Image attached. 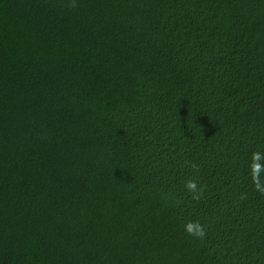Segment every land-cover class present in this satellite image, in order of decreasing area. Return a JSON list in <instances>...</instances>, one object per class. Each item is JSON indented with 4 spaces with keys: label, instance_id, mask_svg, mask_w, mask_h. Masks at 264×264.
<instances>
[{
    "label": "trees",
    "instance_id": "trees-1",
    "mask_svg": "<svg viewBox=\"0 0 264 264\" xmlns=\"http://www.w3.org/2000/svg\"><path fill=\"white\" fill-rule=\"evenodd\" d=\"M0 264H264V0H0Z\"/></svg>",
    "mask_w": 264,
    "mask_h": 264
},
{
    "label": "clouds",
    "instance_id": "clouds-1",
    "mask_svg": "<svg viewBox=\"0 0 264 264\" xmlns=\"http://www.w3.org/2000/svg\"><path fill=\"white\" fill-rule=\"evenodd\" d=\"M189 187L194 189L195 188V184L194 183H190ZM185 230L189 234L194 235V236H203L204 235L202 227L200 225H198V224L189 223V224L186 225Z\"/></svg>",
    "mask_w": 264,
    "mask_h": 264
}]
</instances>
